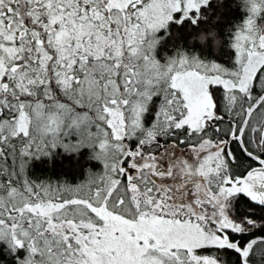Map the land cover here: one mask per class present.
Returning <instances> with one entry per match:
<instances>
[{"label": "snow or ice", "instance_id": "6c2138e0", "mask_svg": "<svg viewBox=\"0 0 264 264\" xmlns=\"http://www.w3.org/2000/svg\"><path fill=\"white\" fill-rule=\"evenodd\" d=\"M238 6L225 66L226 0H0V253L264 264V0ZM57 148L102 171L31 175Z\"/></svg>", "mask_w": 264, "mask_h": 264}, {"label": "trees", "instance_id": "16d2710c", "mask_svg": "<svg viewBox=\"0 0 264 264\" xmlns=\"http://www.w3.org/2000/svg\"><path fill=\"white\" fill-rule=\"evenodd\" d=\"M238 5L239 0H226L223 19L217 25L221 32V38L224 40L222 48L214 52L210 49L201 52L202 55L225 66H230L234 58L233 50L229 47L231 35H234L235 30L246 19L244 8ZM172 31L174 38L167 40L157 50V57L161 61L166 55H173L178 46H189L190 36L185 29H179V37H176L177 29L175 26L172 27ZM90 155L88 149L81 150L80 154L77 155L65 153L62 148H57L50 157L34 159L30 165V174L39 178L67 179L70 182L79 183L84 178L86 170L102 171V162L89 159ZM256 235H259V233H256ZM0 259L4 261V264H15L14 260L6 253H0Z\"/></svg>", "mask_w": 264, "mask_h": 264}]
</instances>
